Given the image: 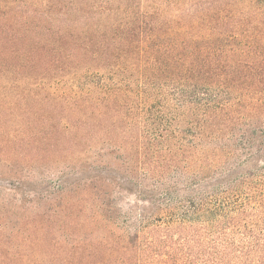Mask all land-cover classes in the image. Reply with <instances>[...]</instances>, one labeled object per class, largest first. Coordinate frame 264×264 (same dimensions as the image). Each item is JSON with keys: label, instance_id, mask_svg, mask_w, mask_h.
<instances>
[{"label": "trees", "instance_id": "16d2710c", "mask_svg": "<svg viewBox=\"0 0 264 264\" xmlns=\"http://www.w3.org/2000/svg\"><path fill=\"white\" fill-rule=\"evenodd\" d=\"M260 1L51 0L45 10L0 5V75L13 81L23 75L32 86L0 94V158L7 168L37 174L52 162L82 169L83 156L102 135L126 153L121 161L131 181L162 191L150 204L163 214L153 220L144 211L137 224L123 220L114 183L102 177L59 186L36 208L40 215L13 226L14 236L11 223L0 221V264H44L42 255L5 250L16 245L2 232L11 230L15 242L31 237L21 230L35 232L29 227L35 216L49 232L57 224L67 231L77 226L82 237H111L99 243L112 252L104 264H264ZM57 79L66 91H52L48 83ZM86 250L78 264H95L98 253Z\"/></svg>", "mask_w": 264, "mask_h": 264}, {"label": "rangeland", "instance_id": "374dc122", "mask_svg": "<svg viewBox=\"0 0 264 264\" xmlns=\"http://www.w3.org/2000/svg\"><path fill=\"white\" fill-rule=\"evenodd\" d=\"M49 1L51 0H0V5H8V7H10L9 5H11V7H15L17 5H27L32 6L34 9L39 8L40 10H45L47 4L51 5V3H48ZM240 7L244 6L240 5ZM256 7L263 8L264 5L261 4L260 1V4ZM251 21L252 20L250 18V22ZM1 70L3 71V69H0V71ZM13 77L14 76L6 73L5 75H0V94L5 91H8L9 93H16L13 86L21 88V91L18 93L32 87L28 83L29 80H26L23 75H17L15 81H13ZM63 81L61 79L51 80L48 85L52 87L53 92L62 93L63 91H66L67 88ZM152 112L153 113L151 114H157L155 111ZM142 115L145 116L149 114H145V112H143ZM146 118L149 119L151 116H147ZM170 122H172L174 127L177 123H180L177 121ZM144 123L145 122H143V124ZM146 124L150 127L153 123L146 122ZM180 125L185 127L184 124ZM178 131L183 132L184 129L179 128ZM118 132H120V130L116 131V133ZM102 137V135H99V139L96 138V140H93V147L86 151V154L82 158V162H80L83 164L82 169H78V167H71L67 169L56 168L54 164L50 162L42 169L44 171L37 174L28 173L27 171L25 173L18 170L11 171L7 168L8 166L3 159L0 158V221H8V223H11L8 224L7 227L14 228L12 236H14L16 231H18L17 227L13 226L18 225L20 222L24 223L26 218L29 220L34 215H40V211L36 208H42L44 201L51 199L58 192L59 186L70 187V185H75L76 183L88 182L89 180L87 181V179H91L93 177H102L106 180L108 179L107 181L111 184L114 183L111 192L115 205L117 206V212L123 220L125 217H128V219L130 218L133 221L140 213H144V211L146 215H150L153 220L154 218L163 215L161 211L155 209V206L153 207V205L150 204L153 201L151 197L161 195L162 191H157V189L151 184L143 186L147 189L145 191V189H142L141 186H139L134 180L131 181L128 167L127 169L124 168L123 162L121 161L126 157V153H124L123 150H117V147H115L114 144L105 142ZM209 157L213 160L212 155H209ZM152 188L154 190H152ZM160 190L162 189L160 188ZM78 216L80 219L84 218H81V214H78ZM119 219L117 226L122 232L124 231L123 227L125 224H123V222ZM251 219L252 218L247 221L252 223L253 220ZM134 223L137 224V221L134 220ZM44 225H46L45 227L48 231L41 230L40 227ZM47 225L48 224H43L42 217L35 216L34 223L29 226L33 230L35 229V232H30L26 229V227H23V230L20 229L21 232L26 236L31 233V237H20L19 242L17 240L15 242L12 237H9L11 230L2 232L7 233L6 236L8 237H6V240L10 242L13 241V244L15 243L16 245V247L12 246L10 249H8V247L5 250L9 251V253H30L34 256L42 255L44 256L42 258L44 264H65L64 260L68 258H74L73 260L75 262H73V264H78L77 261L81 260L84 248L88 251L92 250L94 255L98 253L97 256L94 257V260L91 261L92 263L104 264L106 261L113 258L109 256L112 253L110 248L106 246H99V243L104 240H107L105 241V244L110 243L111 237H98L100 233L97 232H94L91 235L86 233L87 237H82L80 230L76 229L77 226H74L71 231H67L66 229L61 230L62 226L57 224L52 225L54 229L49 232ZM67 234H71V236H67ZM45 235H48V237H44ZM3 237L4 235L2 234L0 239ZM114 238L116 237H113V239ZM122 238L126 241L129 237ZM131 238L132 240L130 241L134 242L135 237ZM176 240L179 239L175 237V241ZM17 243H21L22 247L17 246ZM83 243L91 246V248L82 247ZM40 245L43 246V249L40 248ZM45 254H47V257ZM88 254L90 253L88 252ZM50 261H52V263H50Z\"/></svg>", "mask_w": 264, "mask_h": 264}]
</instances>
